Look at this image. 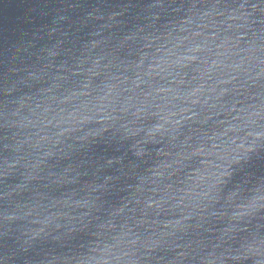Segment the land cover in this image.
Instances as JSON below:
<instances>
[{"label": "water", "instance_id": "1", "mask_svg": "<svg viewBox=\"0 0 264 264\" xmlns=\"http://www.w3.org/2000/svg\"><path fill=\"white\" fill-rule=\"evenodd\" d=\"M262 258L264 0H0V264Z\"/></svg>", "mask_w": 264, "mask_h": 264}, {"label": "clouds", "instance_id": "2", "mask_svg": "<svg viewBox=\"0 0 264 264\" xmlns=\"http://www.w3.org/2000/svg\"><path fill=\"white\" fill-rule=\"evenodd\" d=\"M25 253H21V255H24ZM259 264H264V258H262L260 261H259Z\"/></svg>", "mask_w": 264, "mask_h": 264}]
</instances>
